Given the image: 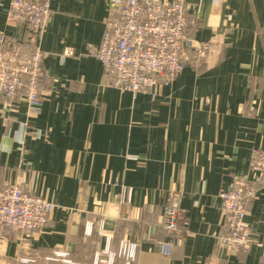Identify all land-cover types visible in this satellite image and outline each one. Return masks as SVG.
Wrapping results in <instances>:
<instances>
[{"label": "crops", "instance_id": "obj_1", "mask_svg": "<svg viewBox=\"0 0 264 264\" xmlns=\"http://www.w3.org/2000/svg\"><path fill=\"white\" fill-rule=\"evenodd\" d=\"M47 1L49 25L31 40L0 0V42L22 57L38 45L45 70L38 115L22 99L0 110V187L19 182L55 204L42 229L0 233V264H65L46 259L54 250L93 264L122 240L137 243L133 264H264V187L247 206V246L233 253L217 242L218 192L254 178L250 151L264 148V0H188V36L213 42L211 51L136 94L113 87L93 53L106 1ZM67 47L72 55L62 56ZM171 192L184 231L165 253L157 223Z\"/></svg>", "mask_w": 264, "mask_h": 264}, {"label": "built area", "instance_id": "obj_2", "mask_svg": "<svg viewBox=\"0 0 264 264\" xmlns=\"http://www.w3.org/2000/svg\"><path fill=\"white\" fill-rule=\"evenodd\" d=\"M108 14L97 48L93 51L104 72L111 77V85L120 91L151 90L170 83L187 62L205 60L213 42H199L188 36L192 5L188 0H105ZM52 10L47 0H9L7 20L40 39L46 31ZM65 48L62 56H71ZM43 52L37 45L29 56L22 57L10 43L0 42V110H11L18 99L28 106V113H40ZM251 105L250 113H253ZM249 171L254 178L238 176L218 192L224 222L217 234V242L230 252L237 253L247 246L251 231L246 221L249 202L264 187V148L253 147L249 157ZM55 208L44 196L27 190L21 183L0 187V233L38 231L42 229ZM180 194L171 192L163 205L157 227L168 237L160 242V250L168 253L173 243L183 235ZM91 223L85 226L90 234ZM137 243L122 240L117 253L108 247L93 255V264H113L115 258L130 264L136 258ZM264 256V246L262 247ZM47 260L76 264L67 251L54 250ZM24 262L32 261L22 258Z\"/></svg>", "mask_w": 264, "mask_h": 264}, {"label": "trees", "instance_id": "obj_3", "mask_svg": "<svg viewBox=\"0 0 264 264\" xmlns=\"http://www.w3.org/2000/svg\"><path fill=\"white\" fill-rule=\"evenodd\" d=\"M116 259V258H115ZM135 260H136V258H135ZM135 260L133 261V262H131L130 264H133L134 262H135Z\"/></svg>", "mask_w": 264, "mask_h": 264}]
</instances>
